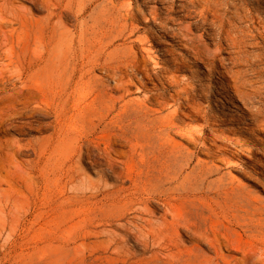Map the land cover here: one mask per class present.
<instances>
[{"label":"rangeland","instance_id":"obj_1","mask_svg":"<svg viewBox=\"0 0 264 264\" xmlns=\"http://www.w3.org/2000/svg\"><path fill=\"white\" fill-rule=\"evenodd\" d=\"M30 1L15 0V3L22 7L28 18H43L46 11L37 3L41 1ZM142 2L50 0L57 8L55 22H52L56 25L55 56L51 63L44 61L36 69L41 71L47 84L52 72V89H45L42 96L32 95L28 103L14 101L10 95L4 96L0 102V264H264V245L257 244L256 247H263L257 252L252 245L257 239H264V231L241 225L257 219L264 223V215L256 214L253 209L264 205V157L261 153L264 143L253 141L248 131L228 129L237 127V123L224 126L225 130L221 133L246 139L254 145L253 151L237 153L231 145L218 143L223 147L225 145L222 152L211 146L209 152L202 153L188 143L185 135L176 131L171 133L182 165L190 157V163L182 168V177L164 185L163 189L161 187L157 194L148 186L141 196L134 195L145 200L144 205L151 209L156 222L163 220L166 207H170L171 213L179 219L180 227L169 230L167 239L160 243L145 238L134 228H122L120 220L111 216V201L104 199L102 194L92 197L91 191L86 189L89 183L87 177L99 180L102 176L104 184L124 188L121 196L129 195V200L136 191V184L125 176L126 163L130 159L118 152L127 147L114 145L116 151L100 155L87 142L79 141L77 133L69 129L70 125L80 126L83 121L87 127L97 124L99 128L92 137L97 139L104 134L102 127L115 113L113 111L104 121L98 119L96 107L99 103H95L94 94L87 91L88 87L96 82L113 85L114 81L101 66L93 69L90 59L102 54V60L121 56L122 59L135 56L140 60V69L134 71L130 64L120 62L124 74L130 75L136 85L131 87V94L118 102L117 110L126 100L150 96L148 91L137 92L136 87L140 85L136 79L145 73L141 65H145L150 73L163 75L156 62L174 69L173 58L185 57L188 64L175 70L182 82L187 77L207 75L209 72L203 63L190 55L191 51L178 44V38L156 37L154 31L160 27H156L155 22L147 24L139 14L137 19H124L127 10L141 9L150 15L154 8L161 6L156 2ZM209 2L222 17L225 28L231 30L237 40L236 46L228 47L224 39L219 41L215 34L210 35L216 30L210 29L209 24L198 22L194 7L190 8L181 23L191 22L196 28L194 33L211 48H215L218 41L223 47L225 52H220L217 61L212 64V84L221 90V83L235 85L242 80L245 83L242 90L253 92V104L264 110V0ZM133 28L136 33L129 37ZM32 48L30 51L27 49V59L34 53ZM231 57L235 63L227 72V78H217L216 70L226 71L225 66L230 64ZM221 60L225 63L223 66ZM85 72L87 74L83 78ZM90 78L92 84H87ZM163 81L166 82V79L163 78ZM144 82L146 89L153 93L174 89L167 83L162 85L156 78L150 80L144 77ZM205 82L208 83V80ZM153 84L157 85V90ZM113 93L119 95L121 91ZM229 94L231 98L218 95V101L212 102L214 113L230 111L235 118L239 117L236 113L251 117L244 103L235 95V89ZM197 101L207 104L205 99ZM169 103L161 115L176 107L172 105L173 100ZM187 103L181 100L182 111H190ZM149 106L159 107L157 104ZM178 117L181 125L188 123L199 128L204 124L203 120L191 121L183 114ZM259 119H264V116ZM211 128L205 126L206 135H211ZM68 132L69 136L64 139ZM258 135L264 136L261 133ZM189 153L193 154L187 157ZM80 154L83 156L78 162ZM217 157L228 158L232 165L218 161ZM198 163L202 165L197 166ZM211 167L220 170L208 172ZM155 176L153 182L159 178L157 173ZM124 202L118 203L120 207ZM239 206L244 210H239ZM135 216L136 212L127 209L120 222L133 220ZM182 218L199 224L207 218L209 226L224 232L235 247L223 246L216 257L206 245L195 246L193 236L182 229ZM104 227H113L125 233L124 242L129 249L126 254L115 251L108 234L100 232ZM99 239L106 246L101 245Z\"/></svg>","mask_w":264,"mask_h":264},{"label":"bare ground","instance_id":"obj_2","mask_svg":"<svg viewBox=\"0 0 264 264\" xmlns=\"http://www.w3.org/2000/svg\"><path fill=\"white\" fill-rule=\"evenodd\" d=\"M40 1L41 2L37 3L45 9L46 14L43 18L34 19L28 18L23 12L22 7L15 3V0H0V102L4 96L10 95L15 99L14 101L28 103L32 95L42 96L44 95L43 92L45 89H52V80H50L52 79V72L50 71V76L48 78L50 82L47 84L41 76V71L36 69V67L44 61L51 63L54 60V29L56 25L52 22H55L54 18L57 15V8L53 3H50V0ZM179 1L180 3H178ZM149 2H156L161 4V6L160 8H154L150 15L144 13L141 9H137L138 11L127 10L124 19L126 21L129 19H137L139 14L142 15L143 21L147 24L155 22L156 27L157 25L160 27L154 31L156 37L162 38L164 36H171L176 39L178 38V44H180L184 50L191 51L192 54L190 55L197 59V62L203 63L209 72L207 75H193V77H187L186 81L182 82L176 75L175 70L178 71L184 68V65L188 64V60L185 57L173 58L176 64L174 69H169L165 64L156 62L160 67V72L164 73L163 75L150 73L145 65H141L142 68L145 69V73L144 76L136 79L140 85L136 87L137 92L143 90L148 91L151 92L150 96H146L144 99L126 100L117 110L118 102L131 94V87L136 85L133 81L134 79L130 75L127 76L124 74L120 62H122L123 65L130 64L132 71H134L140 69V60L135 56H132L131 59H122L121 56L117 59L104 58L102 60V54H100V56L90 59L92 68L95 69L101 66L107 73V76L113 79L114 84L108 85L103 82H96L94 85L92 82L90 83V78L86 83L92 84V86L88 87L87 91L93 93V100L95 103H99V106L96 107V112L99 114V121L108 119L113 111H115V113L102 127L101 130L104 134H100L101 136L96 137L97 139L92 138L97 132V127L99 128L97 124L87 127L83 121L80 126L70 125L69 129L71 132L77 133L79 141L87 142V145L97 149L100 155L104 153L109 155L110 152L114 150V145L119 144L127 147V149L118 152L120 155H125L127 160L130 159V162L128 161L126 163L127 168L125 176L127 180L136 184V191L132 193L130 200L127 199L129 195L121 196V192L124 188L116 184H104L102 176L99 180L87 177L89 183L86 189L91 191L92 197L102 194L104 199L111 201L110 212H112L113 215L111 216H113L114 220L121 221L125 211L127 209H132V211L136 212L135 219L126 222L119 221V225L125 229L128 227L134 228L145 238L160 243L167 239V232L169 230L180 227L179 219L171 213L170 207H166L163 220L161 222H156L153 219L154 215H152L151 209L148 208L147 204L144 205L145 200L134 197V195L137 194L141 196L148 186H151L157 194L158 191L161 190V187L163 189L164 185L171 184L182 177V168L184 165L190 163L189 156L193 153L187 155L189 158L186 159V163L182 165V159L177 155L175 146L172 143L173 139L171 138V133L176 131L177 133L185 135L188 138V143L202 153L209 152L211 146H215L218 151L222 152L225 145L223 147L218 143L231 145L237 153L249 152V150L253 151L254 145L249 144L246 139L228 137L221 132L225 130L224 126L237 123V127H228V129H233L234 131H237L236 129L248 131V134H252L251 138H253V141L264 143V136L258 135L259 133L264 134V119H259L262 115L264 116V110L253 104L252 96L255 95L253 92L242 90V86L245 84L242 80L235 85L221 83V90H218V88L212 84L214 82V67L212 64L217 61V56L220 52H225L222 51L223 47L219 41L224 39L228 47H234L237 44V40L233 36L231 30L225 28L224 22L221 21L222 17L212 9L209 0H143L142 4ZM191 7L196 8L198 22L209 24L211 26L210 29L216 30V33H210V35L215 34L219 40L215 48H211L209 44L204 43L200 39L199 35L194 33L196 28L191 22L185 25L181 23L183 17L188 14L187 12ZM169 23L173 25L169 26ZM135 33L136 31L133 28L128 36L132 37ZM46 37L48 38L47 40L45 39ZM32 46L34 53L27 59V49L30 51ZM106 46L109 45L107 44ZM164 50L166 52L172 51L170 49ZM230 60H232L230 64L228 63V65L225 66L226 71L216 70L218 73L217 78H227V72L235 63L232 57ZM143 61H146V59ZM223 63L224 61L221 60L222 66ZM51 66L52 64L50 68ZM88 71L89 70H87V72ZM87 72L82 74L83 78L86 76ZM144 77L150 80L156 78L162 85L167 83L174 87V89H165L163 92L153 93L151 90L146 89ZM163 78L166 79V82L163 81ZM205 80H208V83H206ZM196 82L199 84H196ZM17 83H20V85L18 86ZM153 85L156 89L157 85ZM11 89L12 92H9ZM232 89H235V95L244 103L251 117L241 116L239 113H236L239 117L235 118L234 113L230 111L214 113V110L211 108L212 102L218 101L216 98L218 95L224 98H231L229 92L232 91ZM116 90L121 91V93L116 95L113 93ZM7 92L8 94H6ZM232 96L234 97V95ZM197 99H205L207 104L203 105L198 102ZM169 100H173L172 105H176V107L167 114L161 115L170 104ZM181 100L188 102L187 104L190 108L189 112L180 109L182 106ZM149 104H157L159 107L153 108L150 107ZM180 114L185 115L186 118L191 121L203 120L204 124L199 128L193 127L188 123L181 125L178 120ZM205 126L212 127L209 131L211 135L208 136L205 134ZM69 134L70 132L66 133L64 139H66ZM258 152L259 151H257V153ZM261 153L264 157V146L261 148ZM81 156L83 155H79L78 162L81 161ZM135 156H138V158L136 159ZM217 160L232 165V162L228 158L217 157ZM199 165L202 164L198 163L197 166ZM218 170H220V168H208V172ZM156 173L159 175V178L156 182H153ZM121 177L123 176L121 175ZM121 201L125 202L123 206L121 205L120 207L118 203ZM238 209L244 210L242 206H239ZM253 209L256 214L264 215V205L253 207ZM169 216H171V219H168ZM207 220L206 218L205 221L199 224L196 221L193 223L186 222L182 218V229H186V231L193 236L195 246L206 245L212 250L216 257L223 246L235 247L224 232L216 227H210ZM241 225L247 226V228L250 229L255 228L259 232L264 231V223L261 219L242 223ZM88 232H90V230ZM100 232L108 234L110 244L114 245L115 251L118 254L122 252L126 254L129 251L124 242L125 233L113 227H104ZM95 234L96 233H93V235ZM100 241L102 242L101 245H103V240ZM107 243L109 244V242ZM257 244L263 246L264 239H257L252 245L256 247ZM103 246H106V244ZM256 248L257 250H255V252L263 250V247ZM168 256L170 257L169 254Z\"/></svg>","mask_w":264,"mask_h":264}]
</instances>
